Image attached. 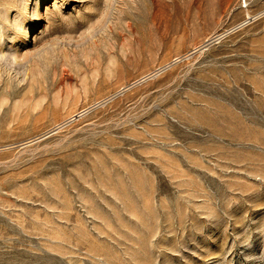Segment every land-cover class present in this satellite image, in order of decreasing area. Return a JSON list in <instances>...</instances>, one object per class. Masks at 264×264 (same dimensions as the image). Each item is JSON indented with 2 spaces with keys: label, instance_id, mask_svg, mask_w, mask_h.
<instances>
[{
  "label": "rangeland",
  "instance_id": "obj_1",
  "mask_svg": "<svg viewBox=\"0 0 264 264\" xmlns=\"http://www.w3.org/2000/svg\"><path fill=\"white\" fill-rule=\"evenodd\" d=\"M140 1L0 0V264H264V0Z\"/></svg>",
  "mask_w": 264,
  "mask_h": 264
},
{
  "label": "bare ground",
  "instance_id": "obj_2",
  "mask_svg": "<svg viewBox=\"0 0 264 264\" xmlns=\"http://www.w3.org/2000/svg\"><path fill=\"white\" fill-rule=\"evenodd\" d=\"M145 1V0H144ZM143 0L140 2H136V8H144V15L148 16L149 14V6L148 5H143ZM235 0H219L217 7H216V13L213 14L214 16L220 14V13H225L229 10L230 7H232V5L234 4ZM134 3H132L131 5H133Z\"/></svg>",
  "mask_w": 264,
  "mask_h": 264
},
{
  "label": "water",
  "instance_id": "obj_3",
  "mask_svg": "<svg viewBox=\"0 0 264 264\" xmlns=\"http://www.w3.org/2000/svg\"><path fill=\"white\" fill-rule=\"evenodd\" d=\"M236 29H238V28H236ZM236 29H235V30H236Z\"/></svg>",
  "mask_w": 264,
  "mask_h": 264
}]
</instances>
